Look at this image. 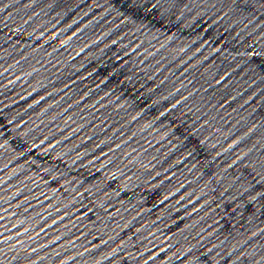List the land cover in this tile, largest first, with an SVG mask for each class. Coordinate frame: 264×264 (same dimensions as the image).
I'll return each instance as SVG.
<instances>
[{
	"label": "water",
	"instance_id": "obj_1",
	"mask_svg": "<svg viewBox=\"0 0 264 264\" xmlns=\"http://www.w3.org/2000/svg\"><path fill=\"white\" fill-rule=\"evenodd\" d=\"M0 145L114 264H264V0H0Z\"/></svg>",
	"mask_w": 264,
	"mask_h": 264
}]
</instances>
